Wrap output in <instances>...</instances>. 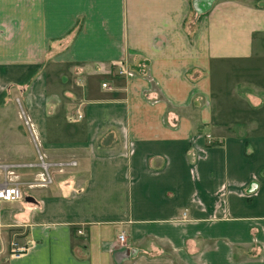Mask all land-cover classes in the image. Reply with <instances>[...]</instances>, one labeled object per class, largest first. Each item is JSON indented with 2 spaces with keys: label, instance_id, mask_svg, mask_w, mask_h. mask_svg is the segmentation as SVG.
<instances>
[{
  "label": "crops",
  "instance_id": "obj_1",
  "mask_svg": "<svg viewBox=\"0 0 264 264\" xmlns=\"http://www.w3.org/2000/svg\"><path fill=\"white\" fill-rule=\"evenodd\" d=\"M262 58L264 0H0V99L26 90L44 160L76 162L12 173L0 264H264Z\"/></svg>",
  "mask_w": 264,
  "mask_h": 264
},
{
  "label": "rangeland",
  "instance_id": "obj_2",
  "mask_svg": "<svg viewBox=\"0 0 264 264\" xmlns=\"http://www.w3.org/2000/svg\"><path fill=\"white\" fill-rule=\"evenodd\" d=\"M235 66L237 68L249 67V65L245 63H230V67ZM254 67L255 66L253 65V68ZM52 70L53 71L49 72V75L56 74L59 79L62 75H65L60 71L54 72L55 69ZM25 93L26 90L17 87L10 91L7 90L5 96L0 99V163L18 162L17 160H19V156L17 151H19L21 139L28 140V144L33 148L37 157V149L40 146V143H38L39 145L37 146L33 141L32 135L29 133L30 129L34 131L35 126L33 124L34 121L31 119V116L24 106L23 95H25ZM69 113L70 111L66 112V121L71 123V121L67 119ZM26 120L29 124H26ZM27 133L29 137L24 139L23 135ZM9 142L10 144H13L11 147L8 145ZM14 170L17 171V169L11 171L15 172Z\"/></svg>",
  "mask_w": 264,
  "mask_h": 264
},
{
  "label": "built area",
  "instance_id": "obj_3",
  "mask_svg": "<svg viewBox=\"0 0 264 264\" xmlns=\"http://www.w3.org/2000/svg\"><path fill=\"white\" fill-rule=\"evenodd\" d=\"M116 65V75L129 74L128 70L124 67L122 62L115 63ZM101 87L105 89H110L109 84L106 82L101 83ZM83 114L78 108L73 109L67 119L71 122L78 121L82 119ZM26 124H29L26 120ZM30 135H32L33 141L36 144L35 136L33 131L29 130ZM38 163H25V162H12V163H0V202H14L19 201L23 198L21 190V182L12 178L13 169L20 170L25 167H39L43 182L49 184L52 181L51 177V168L57 167L59 170H62L64 167H69L75 165L74 160H64L58 162H48L44 160L42 154L37 149ZM15 171V170H14ZM184 215V214H183ZM119 241H123L124 234L121 232L117 236ZM33 240H25L20 243L17 240H12L9 243L8 253L9 256H20L26 253L30 246L32 245Z\"/></svg>",
  "mask_w": 264,
  "mask_h": 264
},
{
  "label": "water",
  "instance_id": "obj_4",
  "mask_svg": "<svg viewBox=\"0 0 264 264\" xmlns=\"http://www.w3.org/2000/svg\"><path fill=\"white\" fill-rule=\"evenodd\" d=\"M29 199V198H28Z\"/></svg>",
  "mask_w": 264,
  "mask_h": 264
}]
</instances>
